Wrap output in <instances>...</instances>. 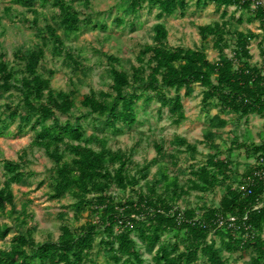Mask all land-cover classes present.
Here are the masks:
<instances>
[{
	"label": "trees",
	"instance_id": "1",
	"mask_svg": "<svg viewBox=\"0 0 264 264\" xmlns=\"http://www.w3.org/2000/svg\"><path fill=\"white\" fill-rule=\"evenodd\" d=\"M85 5L90 0H83ZM20 4L34 15L37 7L51 5L56 8L58 26L67 35L84 26L106 27L80 11L70 0H10ZM212 2L221 8L220 17L197 25L201 41L212 37L211 46L218 51L217 59L207 56L205 45H169L166 41L168 27L161 18L176 10L183 13L187 0H126L124 14L137 16L144 9L156 8L152 40L139 47L136 63L124 69L119 58L105 55L109 67L110 83L107 89L90 88L82 94L83 111L72 115L76 88L54 89L49 76L39 71L49 42L52 55L63 56L75 68L80 65L64 42L61 32L50 22L40 33L41 44L25 50L16 49L13 59L20 63L18 70L12 66L5 53L0 51V94L15 89L17 98L0 105V135L12 129L19 137L32 132L30 146L43 149L51 159L48 196L61 198L66 194L74 200L71 206L87 209L95 219L86 218L76 227L62 223L56 239L36 241L32 230L17 227L8 238V245L0 246V264H81L88 259L97 242L107 252L109 264H146L138 247L140 241L157 247L152 255L156 264H230L228 253L249 252L248 264H264V138L247 142L234 138L232 145L244 150L246 157L254 160L241 173L234 185L232 160L221 155L217 139L221 129L229 122L222 114L233 113L238 117L249 114L264 115V2L262 0H196V4ZM234 4L241 12L234 16L226 6ZM9 11V6H4ZM248 12L243 16V12ZM229 14V17H225ZM116 16L117 23L133 24V18ZM29 20V19H27ZM236 23L258 20L260 35L251 29L231 28ZM31 22H36L35 18ZM261 36V37H260ZM257 39L260 60H253L250 44ZM229 48L230 54L225 52ZM52 72L49 70V73ZM200 86L201 106L206 112V125L202 141L212 151L197 166L191 165L188 175L181 181L177 174L160 166V176L145 181V187H135L139 178L146 177L145 163L136 172L129 169L132 151L111 148L107 138L97 133L86 134L83 120L90 115L93 120L110 126L114 132L121 125H132L137 120L136 103L143 99L158 101L157 111L168 110L172 123L185 118L183 96L191 94L194 85ZM172 89L173 94L168 90ZM183 89L181 93L180 90ZM217 108L214 113L208 107ZM59 114L67 115L60 119ZM176 150L193 153V142L174 135ZM93 144H96L94 146ZM158 155L163 154L161 144L153 142ZM26 155V149L19 157ZM175 163V153L168 154ZM153 160H157L153 157ZM5 180L0 184V239L11 231L1 220L7 204H12V182H20L34 170L24 169L18 160H2ZM40 179L37 184H42ZM222 183L224 190L214 205L180 207L178 199L193 191H207ZM126 191L121 198L112 188ZM13 211L10 207V213ZM25 205L15 219L25 224ZM172 232V240L163 234Z\"/></svg>",
	"mask_w": 264,
	"mask_h": 264
},
{
	"label": "rangeland",
	"instance_id": "2",
	"mask_svg": "<svg viewBox=\"0 0 264 264\" xmlns=\"http://www.w3.org/2000/svg\"><path fill=\"white\" fill-rule=\"evenodd\" d=\"M80 11V16L89 15L98 22L106 24V27L91 28L84 26L83 29L75 33L65 34L58 26L55 18L56 8L51 5L44 7L38 6L34 15L26 10L25 7L10 0H0V51L5 53V58L17 70L20 63L13 59V52L16 49L25 50L29 47L41 44L44 39L40 33L46 22H50L61 32L64 42L80 65L75 68L73 64L63 56L52 55L50 43L45 46V56L39 66V71L49 76L50 86L54 89H71L76 88L74 94L75 106L72 115L78 114L84 110L80 105L82 94L90 88L95 90L107 89L111 79L108 72V61L104 54L109 53L119 58L120 65L130 69L132 63H136L135 55L145 42L152 40V27L156 21V8L142 10L137 16L132 17L130 14H124L126 0H90V4L85 5L83 0H70ZM188 6L183 13L176 10L172 14L164 15L161 19L165 21L168 27L166 41L169 45L195 46L203 43L207 56L210 59H217L218 51L211 46L212 37L201 41L197 31V25L211 22L213 19L220 17V10L216 9L212 2L206 5L196 4V0H187ZM264 2V0H262ZM9 11L4 6H9ZM229 13L234 16L241 12L239 7L234 4L226 6ZM248 12L244 11L243 16ZM124 16L128 19L133 18L134 23L126 22L119 24L115 17ZM36 22H31L32 18ZM225 17H229L227 14ZM29 19V20H27ZM231 28L242 30L251 29L258 32L260 28L258 20L251 22L236 23L231 20ZM261 37V36H260ZM250 51L253 54V60H260L257 39H253L250 44ZM225 52L230 54L229 48ZM49 70L52 72L49 73ZM200 86L195 84L191 94L182 97L185 111V118L175 124L172 123L168 115V110L163 107L161 112L157 111L158 101L154 98L150 101L140 99L136 103L137 120L132 125H121L120 132H114L109 125L97 120H93L90 115L83 120L86 134L97 133L107 138V144L115 149L120 148L123 151H132L129 169L136 172L145 163H149L145 170L146 177L139 178L135 187H145L146 180H152L160 176V166L166 165L167 171L171 174H177L181 181H184L188 175L191 165L197 166L202 163L210 147L202 141V129L206 125V112L201 106ZM183 92V89L180 90ZM173 94V90H168ZM18 91L10 89L0 94V105L3 102H10L17 98ZM209 112L214 113L217 108L213 105L208 107ZM229 118V122L221 129L222 137L217 139L222 149L221 155H228L232 160V177L231 181L236 185L242 178L241 173L254 160L253 157H246L242 148H237L230 144L234 138L243 139L247 142H259L264 138V115L249 114L247 117H238L233 113L222 114ZM60 119L67 117L65 114H59ZM3 135H0V184L6 178L3 172L2 160L4 158L18 160L23 163L24 169L34 170L33 175H25L20 182H12L11 189L14 195L12 204H7L1 220L8 223L11 231L5 238L0 239V246L8 245V238L17 227L20 230L29 227L36 241L44 239H56L60 233L59 226L67 223L71 227H76L86 218L95 219V215H89L87 209L78 210L71 206L74 198L66 194L57 199L48 196L50 186L48 184L50 176L51 159L45 154L42 148L30 146L32 132L15 137L12 129ZM179 135L186 140L193 142L197 150L193 153L186 151H177V143L173 140L174 135ZM153 142L161 144L163 154L158 155L154 149ZM96 146V144H93ZM26 149V155L22 158L19 153ZM175 153V163L170 160L169 153ZM155 157L157 160H153ZM138 176V174H137ZM43 179L42 184L37 182ZM224 190L223 184L218 183L212 189L207 191H191L187 196L178 199L180 207L185 206H202L214 205ZM112 191L118 197H123L126 191L113 187ZM25 205L27 216L25 224H19L15 219L21 206ZM12 207L13 211H10ZM163 237L172 240V232H165ZM138 247L146 264H156L152 255L157 247V243L152 246L143 244L135 236ZM95 238V245L90 252L88 259L81 264H109L107 259L108 252L99 246ZM222 255L227 257L230 264H248L249 252L228 253L223 250Z\"/></svg>",
	"mask_w": 264,
	"mask_h": 264
}]
</instances>
